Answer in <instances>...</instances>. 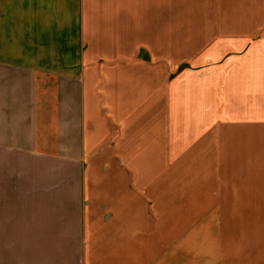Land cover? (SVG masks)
I'll use <instances>...</instances> for the list:
<instances>
[{
    "label": "crops",
    "instance_id": "obj_1",
    "mask_svg": "<svg viewBox=\"0 0 264 264\" xmlns=\"http://www.w3.org/2000/svg\"><path fill=\"white\" fill-rule=\"evenodd\" d=\"M155 1L0 0V264H264V0H198L167 154L107 110L116 137L97 148L91 79L126 63L92 57L129 49ZM176 161L193 164L177 191Z\"/></svg>",
    "mask_w": 264,
    "mask_h": 264
},
{
    "label": "rangeland",
    "instance_id": "obj_2",
    "mask_svg": "<svg viewBox=\"0 0 264 264\" xmlns=\"http://www.w3.org/2000/svg\"><path fill=\"white\" fill-rule=\"evenodd\" d=\"M153 5L151 10L147 9L148 3L140 4V15L146 18L154 15V19H139L135 34L137 39L133 37L129 41L133 44L129 49L117 45L113 51L97 50L93 55L92 64L95 60L104 59L113 63L122 61L126 65L115 66L117 74L108 75L107 83L102 87L99 79L92 77L91 88L97 95L93 98L96 107L92 114L98 149L104 148L106 142L113 141L116 137L110 123L102 119V111L107 110L109 116L122 127L130 126L135 129V139L140 142L154 141L149 143V155L161 159L163 151L167 154L163 128L167 123L168 81L185 68H198L196 61L201 47L198 48V0H156ZM155 15L163 18H156ZM216 23L218 25L219 21ZM209 24L210 21L208 26ZM230 25L231 23L229 27ZM202 54L205 61V55ZM95 65L99 66L97 63ZM102 92L107 94L105 99ZM126 139L128 137H124ZM151 149L154 150L153 153ZM197 151L198 143L179 158L192 157ZM138 156L147 155L138 151ZM126 166L124 165V171H129V166ZM192 166L193 164H183L180 161L170 165L168 171L172 189H182L184 172L189 171ZM138 170L146 171L147 166L140 163Z\"/></svg>",
    "mask_w": 264,
    "mask_h": 264
}]
</instances>
